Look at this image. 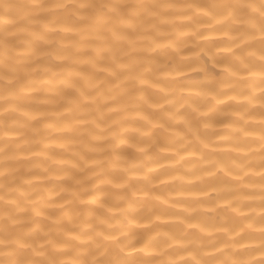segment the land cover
Returning <instances> with one entry per match:
<instances>
[{
	"label": "bare ground",
	"instance_id": "6f19581e",
	"mask_svg": "<svg viewBox=\"0 0 264 264\" xmlns=\"http://www.w3.org/2000/svg\"><path fill=\"white\" fill-rule=\"evenodd\" d=\"M0 264H264V0H0Z\"/></svg>",
	"mask_w": 264,
	"mask_h": 264
}]
</instances>
